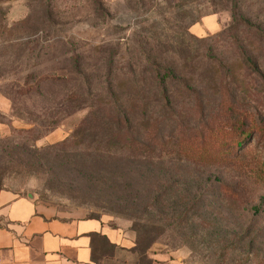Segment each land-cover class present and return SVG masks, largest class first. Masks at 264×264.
I'll list each match as a JSON object with an SVG mask.
<instances>
[{"label":"rangeland","instance_id":"1","mask_svg":"<svg viewBox=\"0 0 264 264\" xmlns=\"http://www.w3.org/2000/svg\"><path fill=\"white\" fill-rule=\"evenodd\" d=\"M234 15L264 33V0H0V188L102 219L147 249L138 264H264L263 148L227 162L217 126L229 105L264 129V42ZM235 38L255 67L226 93L214 67L239 56ZM154 61L174 71L166 98Z\"/></svg>","mask_w":264,"mask_h":264},{"label":"crops","instance_id":"2","mask_svg":"<svg viewBox=\"0 0 264 264\" xmlns=\"http://www.w3.org/2000/svg\"><path fill=\"white\" fill-rule=\"evenodd\" d=\"M117 245L131 239L102 219L48 214L30 194L0 189V260L3 264H96L93 234ZM132 242V241H131ZM133 246V245H132Z\"/></svg>","mask_w":264,"mask_h":264},{"label":"trees","instance_id":"3","mask_svg":"<svg viewBox=\"0 0 264 264\" xmlns=\"http://www.w3.org/2000/svg\"><path fill=\"white\" fill-rule=\"evenodd\" d=\"M185 5L184 3H181L178 5V7L181 9ZM184 16L192 17V15L184 12ZM198 23V20H193L192 23H190V27L194 24ZM240 27H243L245 31L248 34H253L263 40L264 42V33L257 27L252 26L249 21H244L238 18L236 15H234V22L230 26V29H236L238 30ZM229 29V30H230ZM237 41L236 46L238 49L239 56L233 59L230 62H225V64H219L215 65L214 67V74L217 75L218 78L222 79V81H225V84L223 85V90L226 93L232 92V87H241L243 85L244 81L243 78L248 70L250 68H254V60L250 56L249 50L245 48L241 43H238V38H235ZM78 66L79 62L75 61ZM111 68V67H110ZM112 71L111 69H109ZM150 75L152 79L155 81V84L157 87H159V91L163 97H167V87L165 85L166 80L171 79L174 75V71L170 68H166L163 65L159 64L157 61H154L151 63V68L149 69ZM113 74L110 72V76ZM41 79L44 81H62V80H68L67 76L59 75L56 73H49L44 76H41ZM112 81V80H111ZM225 94V93H221ZM224 107L222 110V114L224 115L223 121L219 122L217 126L221 129L222 133H224V136L222 137V140L220 142V150H221V156L223 160H226L227 162H232L237 159H242L246 157L247 151H249L251 148L258 149V145H261L263 148L262 154L260 157L264 155V129L263 130H257V132H254L253 130L246 132V130L241 129L242 127H251L247 122L243 121L241 125L238 123L239 115L242 116L241 111H239L238 108L235 106ZM238 115V117H236ZM124 122V120L119 119L118 124L121 125ZM126 129V130H125ZM124 130L121 129V127L115 132L114 137L116 140H119L121 142H124L125 144L129 145V138L128 135L130 130L129 127L125 128ZM241 129V130H240ZM257 139V143L254 144L253 140ZM133 141V140H132ZM177 145H180V143H176ZM131 148L132 152L135 154H141V155H150L151 151H153V147L149 143H138L136 141H133L128 146ZM186 149V148H184ZM191 149V148H188ZM178 154H182V147L176 148ZM187 150V149H186ZM186 155H189L190 152L184 151ZM180 154V155H181ZM259 157V158H260ZM263 165H264V157H263ZM1 189V188H0ZM92 217V216H91ZM97 218V217H92ZM100 219V218H97ZM96 243L100 246V248H94V262L96 264L98 263V259L96 258V254L98 251H110L113 253L112 255H109L108 252H105V256H116L120 254L121 252H127L130 254L135 255L136 253L140 254V260L139 256L135 255V258L133 259L134 264L140 263L141 259L146 256L147 249L144 251L141 250L139 247V242L133 244L131 247H124L117 245L115 243H112L108 237L101 233H95L93 234ZM148 248V247H147Z\"/></svg>","mask_w":264,"mask_h":264},{"label":"built area","instance_id":"4","mask_svg":"<svg viewBox=\"0 0 264 264\" xmlns=\"http://www.w3.org/2000/svg\"><path fill=\"white\" fill-rule=\"evenodd\" d=\"M0 264H3L1 260H0Z\"/></svg>","mask_w":264,"mask_h":264}]
</instances>
